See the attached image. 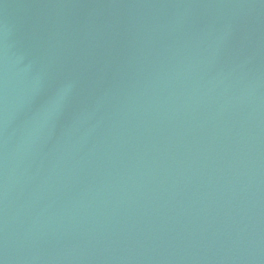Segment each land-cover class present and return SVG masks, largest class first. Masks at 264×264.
<instances>
[{
    "label": "water",
    "instance_id": "water-1",
    "mask_svg": "<svg viewBox=\"0 0 264 264\" xmlns=\"http://www.w3.org/2000/svg\"><path fill=\"white\" fill-rule=\"evenodd\" d=\"M0 264H264V0H0Z\"/></svg>",
    "mask_w": 264,
    "mask_h": 264
}]
</instances>
